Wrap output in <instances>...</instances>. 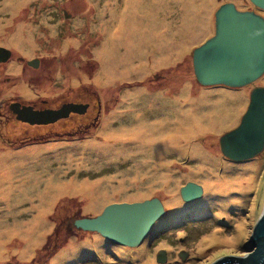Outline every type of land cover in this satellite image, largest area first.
Wrapping results in <instances>:
<instances>
[{
	"label": "rangeland",
	"instance_id": "rangeland-1",
	"mask_svg": "<svg viewBox=\"0 0 264 264\" xmlns=\"http://www.w3.org/2000/svg\"><path fill=\"white\" fill-rule=\"evenodd\" d=\"M230 1L264 16L250 0H0V46L12 51L0 62V264H213L256 250L264 151L233 161L220 138L240 124L264 75L242 87L204 86L193 66L194 49L215 34V13ZM134 5L150 38L152 28L164 35L149 46V34H137V52H129L130 42L111 40L108 31L113 14H129ZM36 60L37 67L29 63ZM107 71L118 76L108 80ZM70 90L94 96L97 115L89 124L79 120L60 135L11 132L14 114L30 123L10 110L12 100L59 102ZM123 128L131 134L119 136ZM243 172L252 175L249 188L217 191L221 180ZM71 180L89 184L63 191ZM190 181L204 195L186 202L181 188ZM154 197L166 213L138 246L75 225L111 203ZM92 239L99 242L87 243Z\"/></svg>",
	"mask_w": 264,
	"mask_h": 264
},
{
	"label": "water",
	"instance_id": "water-1",
	"mask_svg": "<svg viewBox=\"0 0 264 264\" xmlns=\"http://www.w3.org/2000/svg\"><path fill=\"white\" fill-rule=\"evenodd\" d=\"M264 10V0H250ZM12 51L0 46V62H7ZM35 67L38 61H29ZM197 81L204 86L242 87L264 75V16L254 10H240L233 1L222 4L215 13V34L193 51ZM83 108V106H80ZM76 104L60 110L38 111L13 104L18 117L30 123H49L67 116L71 110L82 112ZM222 153L233 161L252 159L264 151V87H255L240 124L220 138ZM204 195V188L187 182L181 197L192 202ZM166 209L160 198L107 205L97 216L82 217L75 225L85 231L100 233L113 243L135 247L143 242ZM256 250L244 257L228 256L213 264H264V209L253 229ZM253 245V246H254ZM162 250L158 261L166 262ZM185 258V255L183 259Z\"/></svg>",
	"mask_w": 264,
	"mask_h": 264
},
{
	"label": "bare ground",
	"instance_id": "bare-ground-1",
	"mask_svg": "<svg viewBox=\"0 0 264 264\" xmlns=\"http://www.w3.org/2000/svg\"><path fill=\"white\" fill-rule=\"evenodd\" d=\"M138 7H139L138 5H134L133 7H131L129 14H126L125 12L124 13H114L113 15L115 16V19L112 21V24L109 25L110 29L108 31V37L111 40H112V38L113 39H118V37L122 38V39H126L127 43L130 42L129 45L126 44L127 45L126 48H127V50H129V52L131 51V49H132L133 52H137L135 47L138 44V42L134 38L135 35H137V34H141L142 36L149 34L148 38L143 39L144 42L147 43V45H149V46H153V43H154L152 41V39L154 38L153 36L160 37V36L164 35L163 33H157L155 35V33L158 30V28H152V30H156V31H153V33H151L152 38H150V32L147 33V30L151 29V28H144L142 26L144 24L142 22V19L140 17L136 18V14L138 12H140ZM106 28H108V26ZM161 30L163 31L164 29H161ZM163 32H165V30ZM109 33H111V35H109ZM106 35H107V33H105L104 36H106ZM141 35H138V36H141ZM132 43H135V45H132ZM128 47L131 48V49H129ZM132 55L133 54H130L128 58L130 60L134 61L135 57L132 56ZM128 64H132V61L129 62ZM117 76H118V74H116L115 72L114 73L112 71H107L106 72V77L108 78V80H112V79L116 78ZM141 127L144 129V124ZM145 127H146V130L144 129L145 131H143V132L146 135L148 133L150 134L151 133L149 131L150 128L148 126H146V125H145ZM132 129H134V128H132ZM119 132H120L118 134L119 136H126V135L131 134L132 131H131V129L123 128ZM141 135H142V132H141ZM152 135H153V133H151L148 137H151ZM103 142L105 143V141H103ZM134 142H135V140H134ZM139 145H140L139 147H143V143H139ZM213 158H215L214 155H213ZM1 169L2 168H0V172H2ZM248 170H250V172L254 173L256 171V166L254 164H252L251 166H248ZM250 172L249 173L243 172L242 174H239V176L235 177L232 181H230V180H228L226 178L224 180H221L218 183V185H217V191L226 192L227 193V192H230L231 188H233V187L238 188V189H241V188L242 189H247V188H249L251 186V182H249V184H248V180L251 181V179H252V175H251ZM2 175L4 176V174H2ZM87 184H89V183L82 182V183L76 184V183H74L71 180V181L63 184L62 190L63 191H69V192L82 191V190L85 189V186ZM8 188H13L14 189V184H9ZM16 190H19V188H17ZM3 192H6L5 189L0 187V193H3ZM88 192L91 193L90 189L88 190ZM91 196L93 197V195H91ZM211 237L214 238V239H217V238H219V235L215 231V233ZM221 240L225 241L223 238ZM205 241H208V239L205 240ZM97 242H99V239H95V240L92 239V241L87 240V243H89V244H93V243L96 244ZM2 246H5V248H6V245H2ZM89 247H90V245L86 246V248H89ZM148 262H150V261H148Z\"/></svg>",
	"mask_w": 264,
	"mask_h": 264
},
{
	"label": "flooded vegetation",
	"instance_id": "flooded-vegetation-1",
	"mask_svg": "<svg viewBox=\"0 0 264 264\" xmlns=\"http://www.w3.org/2000/svg\"><path fill=\"white\" fill-rule=\"evenodd\" d=\"M65 15L66 17H68L69 13L65 12ZM93 99H94V96L90 93V91L87 92V95H83V94H79L78 90H70V92H68V96L61 98L59 102H50L46 99H41L36 102L12 100L9 104V108L13 113L15 112L12 110L11 106L15 103L19 104L20 107L29 106L38 111H45L49 109L60 110L64 106L70 105V104H76L79 107L83 106V108L80 107L82 109V112L71 110V112L65 117H61L52 122L43 123V124L41 123L40 124L39 123L30 124V123L24 122L22 120L17 119L16 114H14L15 120L9 124L13 129L11 132L15 134L17 133L18 135L17 134L16 135L18 137H27L31 134L45 135L50 132H54L60 135V134H63L62 132L64 130L70 127L71 129H75V127L77 126L76 125L74 126V124L77 123L79 120H80L79 121L80 123L84 121V123L89 124L90 121H93L96 118L95 115H97V114L93 115L91 111L93 110L91 109ZM97 112L98 113L100 112V108L98 109ZM88 118L89 120L86 121V119ZM22 124H24V126H22ZM31 128H35V129L31 132L28 131V130H31ZM167 259H168V254H167L166 260Z\"/></svg>",
	"mask_w": 264,
	"mask_h": 264
}]
</instances>
